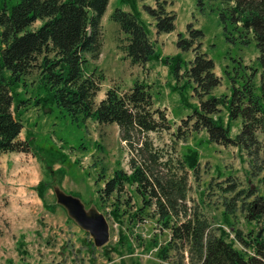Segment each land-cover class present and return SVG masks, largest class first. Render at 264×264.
I'll list each match as a JSON object with an SVG mask.
<instances>
[{
	"label": "trees",
	"instance_id": "16d2710c",
	"mask_svg": "<svg viewBox=\"0 0 264 264\" xmlns=\"http://www.w3.org/2000/svg\"><path fill=\"white\" fill-rule=\"evenodd\" d=\"M123 1L133 10L117 7L111 15L124 34L122 52L133 65L142 68L153 60H161L176 83L184 82L175 87L182 98L184 92L192 90L199 104L182 120L190 133L206 131L211 143L237 147L246 153L250 185L239 189L238 182L228 180L224 191L235 195L226 206V217L238 201L245 219L264 229V195L252 187L253 180L261 175L264 186V0H221L225 8L218 13V19L224 31L230 34L231 27L241 44H256L260 70L232 59L235 65L234 75L229 76L231 94L219 97L213 91L221 85L222 77L215 73L214 60L201 51L204 32L190 23L186 34L178 35V49L193 51L192 60L186 61L181 53L160 57L136 11V3L132 2L135 0ZM153 1L156 8H145L155 19L157 33L174 32L176 13L167 9L166 0ZM109 4L110 0H0V156L33 151L30 139L20 138L24 125L19 109L30 100H22L19 90L35 85L36 106L54 105L73 122L93 120L119 127L131 154V173L118 169L105 179L98 190L99 200H112L107 216L120 221L127 213L121 206L126 201L120 197L127 186L135 188L142 206L130 218L141 223L152 218L160 229L170 231L166 246L159 247L165 262L173 251L180 255L176 264H185L186 254L189 264H264V236L256 232L246 238L236 231L242 245L254 249L255 254L249 255L228 240L224 229H213L197 207L188 205L189 171H199L198 153L190 151L174 165L154 146L148 135L170 129L171 124L166 110L155 107L151 84L136 80L124 92L112 87L96 103L103 76L88 68L101 54L102 18ZM226 39L233 41L228 35ZM33 74L36 80L28 82ZM224 109L227 124L221 118ZM238 120L240 129L232 137L230 124ZM177 131L181 132V128ZM40 185L35 190L42 196ZM18 247L21 255L26 253L20 250L23 242Z\"/></svg>",
	"mask_w": 264,
	"mask_h": 264
},
{
	"label": "rangeland",
	"instance_id": "374dc122",
	"mask_svg": "<svg viewBox=\"0 0 264 264\" xmlns=\"http://www.w3.org/2000/svg\"><path fill=\"white\" fill-rule=\"evenodd\" d=\"M166 1L167 9L177 15L176 30L161 34L157 33L155 19L145 8H156V3L153 0L132 1L136 3V11L147 26L160 57L181 53L186 61L194 58L193 51L182 52L177 47L179 33L186 34L187 25L192 23L204 32L201 51L214 60L215 73L222 77L221 85L213 91L215 96L231 94L229 76L234 75L235 65L232 59L259 69L256 44H241L239 35L231 27L230 34L224 31L218 19V13L225 8L221 0ZM117 7L133 10L123 0H110L102 18L101 54L88 68L96 69L103 76L96 103L112 87H119L124 92L136 80L151 84L155 107L166 110L171 124L170 129L148 135L154 146L163 153L165 160L170 159L174 165L188 152L198 153L199 171H189L188 205L197 207L213 229L224 226L228 240L236 248L252 253L253 249L246 248L238 240L236 231L245 237L256 232L264 236V229L259 223L245 219L238 201L235 202V210L226 217V206L233 201L235 194L224 191L230 179L241 185L239 189L250 185V162L246 153L237 147L211 143L206 131L190 133L189 126L182 120L198 106L197 98L191 89L184 92L182 98L175 87L184 82L176 83L168 66L161 60H153L142 68L126 58L120 48L124 44V34L111 20ZM226 35L233 41H227ZM34 80L36 74L29 77L28 82ZM35 90V85L28 90H19L22 100H30L19 109L24 125L20 138H29L33 151L0 156V264H176L180 260L179 254L171 251V259L165 262L159 252L161 245L166 246L170 231L160 229L152 218L144 223L135 217L130 218L142 206L135 188L127 186L120 197L126 201L120 205L127 211L120 221L107 216L113 201L99 200L98 190L103 187L105 179L112 177L118 169L131 173V154L121 139L119 127L116 124L101 125L93 120L73 122L54 105L36 106L33 99ZM221 118L227 124L225 109ZM178 127L181 132L177 131ZM230 127L231 136L235 137L240 129V120L232 122ZM103 172L104 179L100 181ZM261 176L253 180L252 187H257L259 194L264 195ZM39 183L42 196L35 190ZM55 186L79 198L86 208L95 206L106 216L110 226L107 245L97 248L91 235L70 218L67 210L57 203ZM21 242L24 247L20 250L26 251L23 255L18 247ZM188 261L186 254L183 262L189 264Z\"/></svg>",
	"mask_w": 264,
	"mask_h": 264
},
{
	"label": "water",
	"instance_id": "95a60500",
	"mask_svg": "<svg viewBox=\"0 0 264 264\" xmlns=\"http://www.w3.org/2000/svg\"><path fill=\"white\" fill-rule=\"evenodd\" d=\"M54 192L57 203L65 207L68 215L90 233L96 247L100 248L109 242L110 227L103 213L95 206L86 208L79 198L65 193L59 186H55Z\"/></svg>",
	"mask_w": 264,
	"mask_h": 264
}]
</instances>
